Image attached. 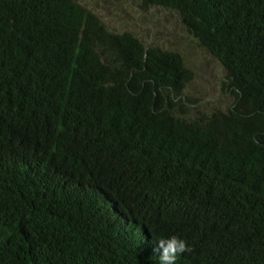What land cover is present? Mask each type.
<instances>
[{
	"label": "trees",
	"instance_id": "obj_1",
	"mask_svg": "<svg viewBox=\"0 0 264 264\" xmlns=\"http://www.w3.org/2000/svg\"><path fill=\"white\" fill-rule=\"evenodd\" d=\"M139 2L219 59L232 106L190 117L182 54L79 0H0V264H159L171 235L176 264H264V0Z\"/></svg>",
	"mask_w": 264,
	"mask_h": 264
},
{
	"label": "rangeland",
	"instance_id": "obj_2",
	"mask_svg": "<svg viewBox=\"0 0 264 264\" xmlns=\"http://www.w3.org/2000/svg\"><path fill=\"white\" fill-rule=\"evenodd\" d=\"M79 1L111 31H131L147 44H158L182 54L186 66L194 72L185 90V95L196 100L190 117L232 106L235 94L226 83L224 66L187 31L175 12L158 7L144 10L139 0Z\"/></svg>",
	"mask_w": 264,
	"mask_h": 264
},
{
	"label": "clouds",
	"instance_id": "obj_3",
	"mask_svg": "<svg viewBox=\"0 0 264 264\" xmlns=\"http://www.w3.org/2000/svg\"><path fill=\"white\" fill-rule=\"evenodd\" d=\"M154 251L159 254V264H176L177 257L190 252L191 248L186 240L177 235H171L158 239Z\"/></svg>",
	"mask_w": 264,
	"mask_h": 264
},
{
	"label": "water",
	"instance_id": "obj_4",
	"mask_svg": "<svg viewBox=\"0 0 264 264\" xmlns=\"http://www.w3.org/2000/svg\"><path fill=\"white\" fill-rule=\"evenodd\" d=\"M148 46H149V45H148ZM148 46H147V47H148Z\"/></svg>",
	"mask_w": 264,
	"mask_h": 264
}]
</instances>
